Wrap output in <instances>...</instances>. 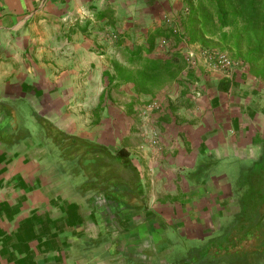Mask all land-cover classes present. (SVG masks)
<instances>
[{"label": "crops", "instance_id": "1", "mask_svg": "<svg viewBox=\"0 0 264 264\" xmlns=\"http://www.w3.org/2000/svg\"><path fill=\"white\" fill-rule=\"evenodd\" d=\"M180 2L0 0V264H158L170 252L157 247L159 196L181 194L180 202L163 204L180 210L165 219L202 226L206 235L205 227L230 210L221 197L230 193L234 201L233 184L223 166L259 157L264 83L202 67L209 75L196 76L199 93L164 86L159 93L169 99V114L155 125L157 148L146 144L147 122L138 112V97L150 96L131 82L115 85L122 81L113 75L114 61L125 64L132 46L145 55L144 35ZM35 115L67 134L124 148L144 186V208L127 209L85 188ZM198 157L217 164L205 183L191 187L184 176Z\"/></svg>", "mask_w": 264, "mask_h": 264}, {"label": "trees", "instance_id": "2", "mask_svg": "<svg viewBox=\"0 0 264 264\" xmlns=\"http://www.w3.org/2000/svg\"><path fill=\"white\" fill-rule=\"evenodd\" d=\"M180 3V7L168 11L179 32L174 33L172 26L162 21L160 28L144 35L145 55L136 46L126 50L125 64L114 61L113 75L122 81L115 83L116 86L131 82L137 94H154L175 82L183 88V95L189 93L195 72L185 70L182 50L186 43L206 44V39L233 48L232 55L242 61L228 54L230 58L240 61L255 81L264 83V0H181ZM160 38H172L173 44L164 53L166 56L154 58L151 49ZM227 88L224 81L220 90ZM35 118L58 151L65 169L80 174L85 188L102 193L106 200L127 209L144 208V186L124 148L113 151L67 134L39 115ZM216 164L210 157H198L184 179L191 187L201 185ZM239 164L241 169L232 188L238 210L203 247L190 249L194 259L191 264H252L264 259V143L256 160ZM128 264L135 263L128 261Z\"/></svg>", "mask_w": 264, "mask_h": 264}, {"label": "rangeland", "instance_id": "3", "mask_svg": "<svg viewBox=\"0 0 264 264\" xmlns=\"http://www.w3.org/2000/svg\"><path fill=\"white\" fill-rule=\"evenodd\" d=\"M165 39L167 40L168 43L171 42V44H173L172 38H169V39L165 38ZM206 40H207L206 44H199V43L189 44V43H186V44H184V46H187V47L199 46V47H203V48H207V49H213V50L214 49L224 50L230 56L234 57L237 60L242 61L240 58L232 55V53L234 51L233 48L222 46L216 40H212V39H206ZM157 41L155 43L154 49L152 50L153 51L152 55H154L155 57L166 56L167 54L165 55L164 52H160L158 50ZM171 44H170L169 48L172 47ZM240 61H236L237 64L239 63V65L229 74L228 77H231L232 73L235 71H241V72L248 74L245 67L243 65H241ZM185 70L186 71L191 70V71L195 72L194 73V81H193L192 86H191L192 88H190L191 89L190 92L192 93L194 91V92L199 93V91L197 90V87L199 85H201V82H199V81L196 82L195 78H196V76H202L203 78L204 77L207 78V76L209 75L208 72L202 71V64L196 69H189L185 64ZM185 70H183L182 72L183 73L186 72ZM159 92L160 91L155 92L154 94L144 95V96H150L151 98L158 99V101L160 102V105L162 107V110H160L159 112H155L152 115L153 121L156 122V124H154V126L159 124L158 120L162 121L163 118H165L166 115L168 116V114H169V111H166V103L168 104L169 99L167 100V98L162 97L161 93H159ZM138 98H141V97H138ZM142 98H144V97L142 96ZM137 101H138L137 103L139 104V99H137ZM167 107H168V105H167ZM169 107H170V109H173V107H171V103L169 104ZM174 108H176V106ZM31 124L32 125H30V126H33L36 128V130H38V126L35 123L32 122ZM155 127H157V126H155ZM29 129H31V128L29 127ZM157 129L160 131V129L158 127H157ZM160 138H161V134H160ZM223 169H225V171L227 172V176L229 177V181L232 182V184H234L235 181L237 180V177H238L240 169H241L240 164L234 163V162L227 163L223 166ZM228 192H231V189H229ZM159 197H160L159 199H161V201H162V199H164L163 200L164 202H162L164 204L167 201H171V200L174 202V199L177 202H180V200H181L180 198L182 197V195L181 194H176L173 196L162 195ZM230 197H231L230 193H229V195H226V194L222 195V197H221L222 198V204L225 202L226 199L229 200L230 203L228 204V206H229L230 210L228 212H222L223 217L219 216L218 220L215 218V221L213 220L211 222V224H209L208 226L205 227L207 235L205 234V232H203L204 227H202V226L201 227L196 226V225L191 226L188 224L186 226H181L180 222L171 223V221H167L165 218H168L170 220V218H173L174 215L176 217V215H178L180 213V210H178V208L175 209V207H172V206L170 207V206H168V204L163 205L160 203L155 211L163 219H161L160 224H158L155 234H158L159 236L161 235L163 237V239H162L161 243L157 244V247L159 250L161 249L163 251H165V249H169L170 252L167 251L166 260L160 259V257H158L157 258L158 262H159V260H162L158 264H191V263H193L194 259H192V254H190V249L191 248H200L201 246L203 247L204 244L206 243V240L208 238H211L212 236H214L219 231L221 226L225 225L228 222V220H230L232 218V215H234L237 212L238 207L236 205V202L235 201L231 202ZM233 198H234V196H233V192H232V200H233ZM201 200H202L203 204H200V205H202V206L205 205V202H203L204 199H201ZM112 205L113 204L109 205L111 207L109 209V211L111 213H113L115 211L114 206H112ZM229 215H230V217L228 218ZM225 216H227V217H225ZM186 236L199 237V238L205 237V238L195 240V239L186 238ZM126 264H128V261H126ZM252 264H264V259L257 261V262H254Z\"/></svg>", "mask_w": 264, "mask_h": 264}, {"label": "built area", "instance_id": "4", "mask_svg": "<svg viewBox=\"0 0 264 264\" xmlns=\"http://www.w3.org/2000/svg\"><path fill=\"white\" fill-rule=\"evenodd\" d=\"M186 11V9L184 10ZM162 21L165 24L172 26L174 33L179 32L178 25L175 24L173 17L169 14H163ZM170 43L165 38H160L157 41V47L160 52H168L170 50ZM172 45V44H171ZM183 57L186 66L189 69H196L201 64L206 70L220 74L223 77H228L229 74L238 67L236 61L232 60L227 52L216 49H207L199 46L187 47L184 46ZM138 112L142 120L147 122V130L145 132L146 144L150 148H157L160 141V131L155 127L151 126L150 120L153 119V114L162 110L160 102L156 98L144 97L139 98ZM155 122V121H154Z\"/></svg>", "mask_w": 264, "mask_h": 264}]
</instances>
